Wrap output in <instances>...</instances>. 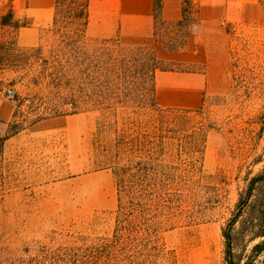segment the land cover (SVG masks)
Returning <instances> with one entry per match:
<instances>
[{"label":"rangeland","instance_id":"1","mask_svg":"<svg viewBox=\"0 0 264 264\" xmlns=\"http://www.w3.org/2000/svg\"><path fill=\"white\" fill-rule=\"evenodd\" d=\"M45 1L0 0V21L11 10L16 22L13 27L0 24V90L15 91L11 102L18 120L27 114V102L21 105V99L42 92L30 82L39 69L38 55L20 49L42 44L41 55L49 56L52 38L47 29L54 0L41 10ZM109 1L91 0L92 17ZM119 1L122 12L129 11L130 3L139 12L148 0ZM200 1L190 0L191 13ZM215 1L220 6L225 2ZM156 26L158 38L185 36L184 29ZM201 26L204 33L214 32L216 53L229 63L231 89L224 95L204 96L193 110L159 106L160 111L152 113L153 119L163 120L156 123L165 130L163 158L179 171L176 192L188 213L165 225L156 248L140 259L133 250H125L134 255V264L142 259L146 264H226L222 227L248 181L264 173V0H247L238 19L227 20L218 12L215 24L202 19ZM98 31L92 22L88 25L92 39H102ZM32 35L35 41L30 46ZM11 41L15 47L7 46ZM0 100L10 101L1 96ZM10 122L0 124V264L29 262L39 257L42 247H84L110 239L117 204L115 178L110 169L100 168L94 148L97 113L24 124L23 130L4 140ZM263 195L260 184L253 199ZM258 241L264 237L237 242L235 250L245 256ZM121 251L116 262L127 264Z\"/></svg>","mask_w":264,"mask_h":264},{"label":"trees","instance_id":"2","mask_svg":"<svg viewBox=\"0 0 264 264\" xmlns=\"http://www.w3.org/2000/svg\"><path fill=\"white\" fill-rule=\"evenodd\" d=\"M182 18L165 23L160 17L161 0H152L154 37L164 50L181 49L194 22L190 0H182ZM90 0H54V12L47 32L52 42L49 56L43 57L44 45L20 49L37 54L40 61L31 84L42 92L27 94L26 115L18 120L15 109L10 131L4 140L42 120L80 113H97L94 148L100 168L110 169L115 178L116 210L114 232L110 239L84 247L41 248L38 258L19 264H118L121 249L127 264H134L132 250L145 256L156 248L161 229L180 214L182 199L176 192L178 169L164 161L163 121L153 119L160 111L155 100L157 71L182 70L160 60L152 47H124L116 38L95 40L88 36ZM171 25L183 31V37L158 38L156 25ZM2 26L16 22L11 10L1 16ZM7 46L15 47L14 41ZM184 69V68H183ZM149 127L159 133L149 132ZM264 173L253 176L239 194L230 217L222 227L226 264H264V241L254 243L247 255L237 253V242L249 243L264 237V195L253 199ZM139 249V250H138ZM138 250V251H136ZM144 250V251H142ZM144 258V257H143ZM146 264L144 259L138 260Z\"/></svg>","mask_w":264,"mask_h":264},{"label":"crops","instance_id":"3","mask_svg":"<svg viewBox=\"0 0 264 264\" xmlns=\"http://www.w3.org/2000/svg\"><path fill=\"white\" fill-rule=\"evenodd\" d=\"M247 0H225L220 6L215 0H202L192 11L194 22L189 29L184 46L177 51H166L154 37V14L152 0L146 1L137 10L130 3L128 12H122L119 0H110L105 9L91 15V22L97 26L102 39L116 38L121 44L132 47L150 46L156 56L171 62L183 70L157 71L155 74V100L158 106L169 109L193 110L199 108L204 96H220L231 89L229 63L216 52L215 34L202 32V19L216 23L218 12L227 20L240 18ZM53 0H46L41 10L51 6ZM182 0H161L159 17L168 24L182 18ZM208 39V42L205 40ZM35 41L32 35L30 46ZM201 66V70L195 68ZM15 111L13 102L0 100V124L12 120Z\"/></svg>","mask_w":264,"mask_h":264},{"label":"built area","instance_id":"4","mask_svg":"<svg viewBox=\"0 0 264 264\" xmlns=\"http://www.w3.org/2000/svg\"><path fill=\"white\" fill-rule=\"evenodd\" d=\"M0 96L7 99V100L12 101L13 98L15 97V91L12 89H6L3 91L0 90Z\"/></svg>","mask_w":264,"mask_h":264}]
</instances>
